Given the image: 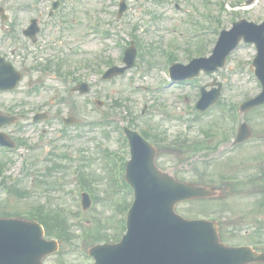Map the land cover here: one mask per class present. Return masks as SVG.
<instances>
[{
    "label": "rangeland",
    "instance_id": "rangeland-1",
    "mask_svg": "<svg viewBox=\"0 0 264 264\" xmlns=\"http://www.w3.org/2000/svg\"><path fill=\"white\" fill-rule=\"evenodd\" d=\"M53 1L0 0L9 16L5 21L0 18V55L23 73L17 89L0 92V110L25 113L19 126L5 129L25 139L30 148L23 146L12 153L0 149V160L7 164V184L0 186V212L28 213L42 206L62 214L72 239H59L58 252L45 262L90 263L86 252L92 242H112L123 233L124 209L119 206L130 202L132 193L121 177L120 159L129 157L121 127L131 123L139 132L147 130L165 139L166 144H156L161 169L182 181L219 188L216 199L179 203V213L219 219L222 228L235 230L225 235L231 244L256 240L258 224L264 226V106L242 115L252 137L237 146L230 142L240 117L233 119L229 111L230 105L259 91L249 69L254 46L241 42L225 68L214 75L200 73L182 83H163L168 84V50L183 64L193 56L208 55L219 28H229L240 18L263 20L264 0H252L249 5L244 3L248 0H208L207 4V0H127L120 18L116 16L119 0H60L61 6L49 16ZM32 17L40 23L34 45L18 36ZM134 38L141 44L134 66L102 80L107 63L120 65L125 46L130 41L137 44ZM47 62L52 65L43 70ZM214 76L222 84L218 103L199 115L191 107L199 87L210 84ZM81 80L89 83V92H71ZM96 99L103 105L97 106ZM223 107L227 112L221 113ZM40 110L47 111L49 119L31 123L34 112ZM68 115L80 123L64 126L62 118ZM223 132L225 140H221ZM182 141H203L206 147L200 149H210L175 146ZM25 158L27 166L21 164ZM229 177L233 183L224 181ZM236 177L244 181L241 187L234 183ZM82 179L95 197L85 210L76 197L81 185H87ZM246 230L252 234L245 235Z\"/></svg>",
    "mask_w": 264,
    "mask_h": 264
},
{
    "label": "water",
    "instance_id": "water-1",
    "mask_svg": "<svg viewBox=\"0 0 264 264\" xmlns=\"http://www.w3.org/2000/svg\"><path fill=\"white\" fill-rule=\"evenodd\" d=\"M235 26L243 33L245 40L254 41L257 45L256 73L264 83V23L253 25L242 21ZM234 30L233 28L227 34L233 33ZM240 31L233 35V39L226 41L228 47L216 51L210 59L192 61V73L200 67L208 70L209 65H213L209 61L213 59L215 66L221 65L227 53L237 44ZM129 50L124 58L127 67L133 64L135 56V52ZM123 70L124 68H113L105 77ZM6 71L13 74V85L19 75L8 66ZM0 72L4 73L2 66ZM173 75L175 76L174 72ZM183 78L185 77H179ZM81 91H86V88ZM215 98L206 101L202 99L198 107L204 109L215 101ZM262 103L264 92L257 98L246 101L241 110ZM239 135L238 141L248 137L249 130L245 125ZM128 137L132 160L127 164L126 179L135 189V201L129 211L127 233L116 245L92 248L91 253L97 260L96 264H244L261 259L264 261V258L260 259L259 256H244L241 248L220 244L214 223L203 220L189 221L177 215L174 206L178 201L210 196L213 190L181 183L159 172L153 165L154 148L131 132ZM85 200L86 198V206ZM55 248L54 241L45 242L42 239L39 224L18 219L0 220V264H41V258Z\"/></svg>",
    "mask_w": 264,
    "mask_h": 264
}]
</instances>
